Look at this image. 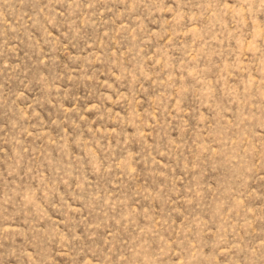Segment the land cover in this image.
I'll return each instance as SVG.
<instances>
[{"label":"rangeland","instance_id":"1","mask_svg":"<svg viewBox=\"0 0 264 264\" xmlns=\"http://www.w3.org/2000/svg\"><path fill=\"white\" fill-rule=\"evenodd\" d=\"M0 264H264V0H0Z\"/></svg>","mask_w":264,"mask_h":264}]
</instances>
